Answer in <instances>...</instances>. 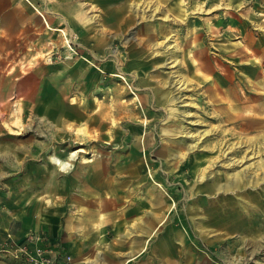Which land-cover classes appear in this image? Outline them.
Here are the masks:
<instances>
[{"label": "rangeland", "instance_id": "1", "mask_svg": "<svg viewBox=\"0 0 264 264\" xmlns=\"http://www.w3.org/2000/svg\"><path fill=\"white\" fill-rule=\"evenodd\" d=\"M62 1L65 35L0 0V264L29 232L70 256L45 220L111 175L165 193L184 264H264V0Z\"/></svg>", "mask_w": 264, "mask_h": 264}, {"label": "crops", "instance_id": "2", "mask_svg": "<svg viewBox=\"0 0 264 264\" xmlns=\"http://www.w3.org/2000/svg\"><path fill=\"white\" fill-rule=\"evenodd\" d=\"M26 2L34 9L39 23L44 22L48 29L65 35L64 27L56 25L61 21L60 16L68 14V6L62 0ZM119 2L124 5L116 7H126L123 3L126 0ZM71 6L76 10V3H71ZM95 175L91 174V180L95 179ZM88 177L87 184L90 185H86L87 190H84L85 187L77 190L75 201L70 202L73 207L64 218L60 233H57L60 221L57 223L56 217L45 220L50 241L54 244L57 240L61 241L64 250L71 256L70 264L186 262L189 257L188 238L184 231L165 222L173 209L170 210L165 193L158 186L144 176L153 198L149 204L146 198L126 196L125 192L117 190L116 183L125 181L119 180V176H106V181L100 187L97 186L99 182H95L98 180L89 181ZM146 210L150 216L144 218L148 214ZM130 253L134 257L124 261Z\"/></svg>", "mask_w": 264, "mask_h": 264}, {"label": "built area", "instance_id": "3", "mask_svg": "<svg viewBox=\"0 0 264 264\" xmlns=\"http://www.w3.org/2000/svg\"><path fill=\"white\" fill-rule=\"evenodd\" d=\"M7 251L23 264H69L70 256L63 255L58 259V253L46 242V237L39 232H29L24 240L14 244Z\"/></svg>", "mask_w": 264, "mask_h": 264}, {"label": "bare ground", "instance_id": "4", "mask_svg": "<svg viewBox=\"0 0 264 264\" xmlns=\"http://www.w3.org/2000/svg\"><path fill=\"white\" fill-rule=\"evenodd\" d=\"M67 42H68V40H66ZM55 162L56 163H58V164H60V165H62L63 163H61V161L59 160V159H57V158H55ZM172 205V204H171ZM134 256H133V253H130V254H128L127 255V257L124 259V261H129V260H131L132 258H133ZM123 263V262H122ZM121 263V264H122Z\"/></svg>", "mask_w": 264, "mask_h": 264}]
</instances>
